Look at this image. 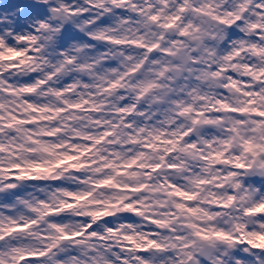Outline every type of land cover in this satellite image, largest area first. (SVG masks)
<instances>
[{
  "label": "clouds",
  "instance_id": "1",
  "mask_svg": "<svg viewBox=\"0 0 264 264\" xmlns=\"http://www.w3.org/2000/svg\"><path fill=\"white\" fill-rule=\"evenodd\" d=\"M0 264H264V0H0Z\"/></svg>",
  "mask_w": 264,
  "mask_h": 264
}]
</instances>
